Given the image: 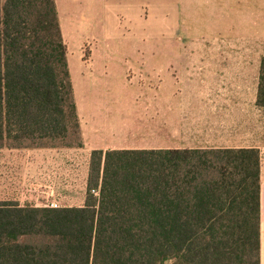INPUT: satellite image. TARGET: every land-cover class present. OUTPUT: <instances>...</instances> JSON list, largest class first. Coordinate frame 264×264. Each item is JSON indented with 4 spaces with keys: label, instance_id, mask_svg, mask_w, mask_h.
Here are the masks:
<instances>
[{
    "label": "trees",
    "instance_id": "16d2710c",
    "mask_svg": "<svg viewBox=\"0 0 264 264\" xmlns=\"http://www.w3.org/2000/svg\"><path fill=\"white\" fill-rule=\"evenodd\" d=\"M81 146L54 0H0V148ZM258 156L93 151L83 207L0 204V264H259Z\"/></svg>",
    "mask_w": 264,
    "mask_h": 264
},
{
    "label": "crops",
    "instance_id": "0c3cea01",
    "mask_svg": "<svg viewBox=\"0 0 264 264\" xmlns=\"http://www.w3.org/2000/svg\"><path fill=\"white\" fill-rule=\"evenodd\" d=\"M62 1L68 3V20L73 24L84 19L88 24H109L118 15L119 25H130L149 40L159 38L157 34L165 40L182 39L191 18L189 0ZM221 1L229 33L238 29L244 33L231 37L227 48L213 44L175 51L119 48V69L105 64L81 77H73L68 65L82 146L0 148V204L83 207L93 151H264V107L257 103L264 58V0ZM54 2L59 18L63 4ZM211 2L197 1L196 18L202 28L221 14ZM157 57H165L166 65H158ZM168 57L179 58L178 64L168 62ZM191 57L196 60L183 59ZM117 75L122 85L153 75L154 92L148 97L92 96L97 86ZM81 89L86 90L83 113ZM95 191L98 196L99 189ZM259 264H264V162L259 164Z\"/></svg>",
    "mask_w": 264,
    "mask_h": 264
},
{
    "label": "rangeland",
    "instance_id": "374dc122",
    "mask_svg": "<svg viewBox=\"0 0 264 264\" xmlns=\"http://www.w3.org/2000/svg\"><path fill=\"white\" fill-rule=\"evenodd\" d=\"M191 2L190 19L186 23V33L182 39L165 40L163 35H158L156 40H149L143 38L145 35L142 33L134 32L130 25H119V16H114V22L109 24H88L86 19L79 23H72L68 20V3L62 2L63 6L60 7V17L58 18L60 32L62 40L66 46L67 62L72 72L73 77H81L82 74H86L89 69H96L105 64L110 66H118L119 69V48H168L173 51L177 49H196L206 45H212L211 47L227 48L228 41H231V37L241 38L243 36V29L235 30V34L229 33L226 15L223 14L222 1L219 4L216 0H212L220 15L217 16V20L210 21L208 24L202 26L197 22L196 5L198 0H189ZM211 1V0H210ZM211 2V3H212ZM97 23V22H95ZM232 31V30H231ZM212 37V38H211ZM217 39V40H216ZM125 56L120 58L124 60ZM132 59V58H127ZM138 59H143L139 57ZM176 57H168V62L172 60L173 64L177 61ZM189 60H196L195 57L183 58ZM158 65H166L165 57H157L154 59ZM93 63L86 64V63ZM168 64V63H167ZM152 66V64H151ZM145 77L147 73H144ZM115 80L108 79L106 83L100 84L94 90L95 95H102L108 98H124V97H148L154 92L155 80L152 75L150 80L144 79L137 81L134 79L131 85H122L119 83V75L115 76ZM80 104L81 112L83 113L84 97L86 96V90L81 89ZM73 140L69 139L65 142L66 145H72ZM45 146H60L61 141H44L41 143Z\"/></svg>",
    "mask_w": 264,
    "mask_h": 264
},
{
    "label": "built area",
    "instance_id": "2783aa9c",
    "mask_svg": "<svg viewBox=\"0 0 264 264\" xmlns=\"http://www.w3.org/2000/svg\"><path fill=\"white\" fill-rule=\"evenodd\" d=\"M258 157H259V164L264 162V151L260 152ZM91 194L97 196V192L95 190H91Z\"/></svg>",
    "mask_w": 264,
    "mask_h": 264
}]
</instances>
